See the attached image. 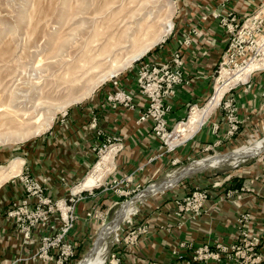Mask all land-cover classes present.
Wrapping results in <instances>:
<instances>
[{
	"label": "rangeland",
	"instance_id": "rangeland-1",
	"mask_svg": "<svg viewBox=\"0 0 264 264\" xmlns=\"http://www.w3.org/2000/svg\"><path fill=\"white\" fill-rule=\"evenodd\" d=\"M261 9L262 13L259 12ZM230 13L229 18L235 16L240 25L247 18L260 15L257 17L259 19L264 15V0H0V170H5L15 160L24 161L16 175L0 184V195L11 183L16 185L19 194L8 202L5 209H17L25 199L28 201L26 205L29 213L35 212L38 207L39 210L44 208L43 204L39 206L37 193H33L36 183H43V191L39 192L43 198L52 197L47 187L50 178L35 173L32 155L36 152L37 142L47 137L58 122L68 118L71 110L83 108L97 100L98 92L108 86L114 76L123 78L131 74L137 61L149 57L170 39H174V45L180 47L186 38H193L194 34L200 32L199 26L207 25L210 16L226 30L222 17ZM169 22L173 26L163 34L169 28ZM157 36L160 39L144 55L115 74L108 73L116 62L122 64ZM257 61L264 63V59ZM219 69L218 62L214 68L213 87L215 80L220 79V74L216 72ZM223 79L217 82L216 89L217 85L224 84ZM216 91L199 106H194L192 112L196 107L205 106ZM221 100L214 112L220 109ZM193 105L189 106L188 114L181 123L189 120L192 114L190 107ZM211 116L213 113L208 118ZM188 137L178 132V139L174 141L171 137L168 143L178 146ZM259 140H264V126L241 144L231 142L224 148L216 147L215 150L210 149L193 158L182 159L145 183L134 182L132 176L112 181L106 179L104 184L116 190L125 202L106 218H102L96 233L86 244L84 254L72 263L83 264L106 231L103 236L106 237L107 249L103 263H111L113 248L124 242L131 232L128 225L130 217L120 223L121 228L116 233L111 230L112 225L124 206L139 194L145 193L150 185L164 181L170 173L183 171L202 158L234 155L237 149L246 145L253 146ZM103 143L109 144L107 140ZM105 153L101 154L99 148L94 151V160L86 175L95 169ZM217 173H222L226 181L240 179L246 180L248 185L254 181L264 184V149L249 154L244 161L235 165L227 163L195 170L175 181L163 193L146 198L176 191L182 182L190 181L187 179L192 176L197 178L199 175L201 178V175L216 176ZM86 175L71 183L73 191ZM144 200L137 203V208ZM14 202L17 206H14ZM245 222H240L239 234L230 239L228 244L219 242L220 246L212 250L219 254L213 264H264V234L253 231Z\"/></svg>",
	"mask_w": 264,
	"mask_h": 264
},
{
	"label": "crops",
	"instance_id": "crops-1",
	"mask_svg": "<svg viewBox=\"0 0 264 264\" xmlns=\"http://www.w3.org/2000/svg\"><path fill=\"white\" fill-rule=\"evenodd\" d=\"M199 28L200 32L193 35L191 44L181 43L189 81L178 88L176 97L172 99L173 109L168 115L171 124L183 120L189 106H199L214 89L211 75L225 46V28L211 16L207 25ZM174 44L175 40L170 39L149 57L162 59L169 56L171 50L178 47ZM111 89H114L111 85L105 86L98 92L97 100L83 108L71 110L68 118L58 122L47 137L37 142L36 152L32 155L35 173L50 178L48 193L54 200L63 201L70 197L71 183L83 178L93 163V145L106 141L112 135L121 138L122 148L118 145L110 148V170L105 172L100 183L82 189H77V185L74 189L75 192L85 189L75 198L77 219L69 234V238H73L78 246L76 260L84 254L86 244L96 233L102 218L125 202L123 196L104 184L106 179L112 181L132 176L134 182L145 183L182 159L193 158L216 147L224 148L231 142L241 144L264 126V68L254 71L245 82L232 90L241 121L240 129L234 136L227 135V120L222 107L213 111L217 105L209 112L201 128L174 149L162 144L152 131L151 122H137L138 109L114 108L105 97L106 90ZM137 99L140 106L146 102L143 97L138 96ZM93 112L100 116L99 127L104 130L101 136L90 128ZM211 113L213 116L209 119ZM206 175H201V178L199 175L197 178L192 176L187 179L190 181L182 182L176 191L148 197L138 205L137 212L132 214L134 224L129 225L130 229L135 228L139 232L138 239L132 244L121 242L113 248V253L121 257L120 264H185L200 245L209 244L215 250L219 242L228 244L239 234L241 218L245 215L247 220L250 219L245 224L253 231L264 234V184L254 181L248 185L246 180L240 179L226 181L222 173ZM62 176L68 180L67 183L61 181ZM15 186L9 184L0 195V264H44L26 259L38 249L39 242L26 243L23 232L5 209L19 196ZM196 187L207 188L211 193L202 213L195 217L187 212L178 214L177 198ZM62 223L60 210L57 209L49 216L48 222L34 229V238H39L48 227L54 224L61 226ZM143 226H146L145 232L139 230ZM181 242L190 245L181 248ZM175 251H179L182 257H178Z\"/></svg>",
	"mask_w": 264,
	"mask_h": 264
},
{
	"label": "built area",
	"instance_id": "built-area-1",
	"mask_svg": "<svg viewBox=\"0 0 264 264\" xmlns=\"http://www.w3.org/2000/svg\"><path fill=\"white\" fill-rule=\"evenodd\" d=\"M262 10L263 9L259 10V12L262 13ZM231 14L232 13L222 17V23L226 26V42L219 61L220 69L216 71L219 74H221L224 68L235 71L249 62L264 59V15L259 19L257 17L260 15L247 18L240 25V22L235 16L229 18ZM191 42L192 38H186L185 42L182 44L189 45ZM136 63L135 69L131 74H127V76H123V78H118L116 76L112 78L109 85L114 89L107 91L106 99L114 108L121 107L124 110L138 109L137 122H151V129L154 134L160 138L162 144L170 149H174L177 144L171 146L168 143V139L174 133L176 126L184 121L181 120L171 124L168 120V115L173 109L172 99L176 97L178 88L189 81L186 76L187 69L186 61L183 56V48L182 46H178L172 49L170 55L162 59L147 57ZM256 70H253L250 74ZM211 76L215 78L214 71ZM217 79L213 87L214 93L218 82ZM241 83L242 82H238L230 86L224 93L219 104V107H222L225 112L227 135L229 137L234 136L240 129L241 121L238 116L239 107L236 96L232 93V90ZM138 96L146 99L143 106L139 105ZM194 106L198 105L195 104L191 106L190 112H192ZM99 117L97 112H93L90 128L98 136H101L104 134V130L99 127ZM107 141L109 144L103 142L95 143L93 145V151L99 148V152L102 154L108 147L113 145H118L119 148L122 147L120 136H109ZM61 180L68 181L64 176H62ZM219 182H215V184H219ZM42 185L43 183H36V190L33 193H37L39 206L43 204L44 208H40L39 210L38 207L35 212L29 213L28 205H26L28 201L25 199L22 202L23 205L17 206V203L14 202V206H17V209L8 210L7 214L14 218L16 224L23 232L26 243H32L37 240L39 242L38 249L26 259L43 262L44 264H73L72 262L76 260L74 258H76V249L78 247L76 241L73 238H69L70 231L74 228L77 219L74 202L76 196L85 189L74 192V187H71L70 197L63 201H57L54 200L53 197L43 198L42 193H39L43 191ZM95 187L89 190L92 191ZM164 191H162V193ZM228 194L231 195L230 190H228ZM210 195L209 189L196 187L194 190L184 194L181 198H177L178 214L187 212L194 217L199 216L202 213L205 202L210 198ZM57 209L60 210L63 221L61 226L54 224L48 227V230L41 234L39 238H34V229L40 224L48 222L49 216ZM247 218L248 217L245 215V217L243 216L241 218V221H246ZM132 224H134V222L131 215L128 225ZM130 230L131 232L124 242L132 244L138 239L139 232L136 229ZM139 230L145 232L146 226L139 227ZM242 233L246 234L245 232ZM188 245H190V243L181 242L179 244L181 248ZM191 245L193 246V244ZM174 253L178 255V257H182L179 251H175ZM218 257L219 254L212 251L209 244H203L195 249L192 258L188 259L185 264H208L209 261L218 259ZM110 262L112 264H120L121 257L117 253H113ZM104 263H106V261Z\"/></svg>",
	"mask_w": 264,
	"mask_h": 264
},
{
	"label": "bare ground",
	"instance_id": "bare-ground-1",
	"mask_svg": "<svg viewBox=\"0 0 264 264\" xmlns=\"http://www.w3.org/2000/svg\"><path fill=\"white\" fill-rule=\"evenodd\" d=\"M168 25H169V28L164 30L163 34L167 33L173 26L171 22H169ZM124 33H125V30H124ZM160 36L154 37V39L148 45H146V46L144 45V47H142V49L138 50L134 55H132L130 58H128L125 62L122 61L123 62L122 64H120L118 62H116V63L113 62V64L115 63L114 67L108 73L110 75H113L116 72H118L120 69L126 67L127 65L131 64L133 61H135L136 59H138L139 57L144 55L145 52L147 50H149L151 48V46L153 44H155L160 39ZM124 38H126V36ZM130 39H131V37H130ZM94 64H95V62H94ZM94 64H90V65H92L91 67H93ZM263 65H264V63H261V62L259 63L257 60H255V61L249 62L245 66H243V67H241L235 71L230 72V70L228 68H224L220 74L221 80L224 77V79L222 81V82H224V84L222 83V85H217L218 88L216 89L217 90L216 94L213 95L214 97L211 98V100L203 108L202 107L201 108H195L194 111L192 112L189 120L184 124L178 125L176 128V131H175L176 134L174 136L172 135L171 137L176 140V138L178 136V132H180V133L183 132V133H185V136L188 137L193 132L197 131L198 128L200 127V125L203 123L206 115H208L209 112L218 105V103L221 99V96L224 94V92L233 84L245 81L248 78L249 74L254 69L256 70V68L261 67ZM95 66H96V64H95ZM258 69H260V68H258ZM105 77L106 76H104V78ZM220 79L219 78L217 79L218 82L220 81ZM21 136H25V134H22ZM174 141H171V143H173ZM263 149H264V140H259L253 146L246 145V146H243V147L237 149L234 155H225L222 157L210 156V157L202 158L198 162L191 163L183 171L181 170L178 173H174V172L170 173L168 175V177L166 179H164V181H161L159 183L155 182V184L150 185V187L148 188V190L145 193L139 194L135 199L128 202L124 206V208L118 213L119 217L117 218V221H115V223L112 225L111 230L116 233V231L120 227V223L126 219L128 220V218L132 214L137 212V203L139 201L144 200L149 195L156 194L158 192H162L163 190L172 186L175 181L182 178L183 176H186V175H188V174H190L193 171L198 170V169H205V168H210V167L222 166V165H225L227 163L233 164V165L238 164L241 161H244L248 157L249 154L254 153L256 151L263 150ZM106 151H105L106 153L104 152L105 154L103 155V157L96 164L95 169L92 170L86 176V178L78 185L77 189L87 188V187H91V186L99 184L103 175L105 174V172L110 170L109 161H110L111 156H112V149L109 151L108 150H106ZM23 162L24 161L22 159L15 160L5 170H0V184L5 179H7L13 175H16L17 172L20 171L21 164H23ZM106 249H107L106 248V237L102 235L97 246H96V248H95V250H94V252L86 257L83 264H102L104 261V258H105L104 255H105Z\"/></svg>",
	"mask_w": 264,
	"mask_h": 264
}]
</instances>
